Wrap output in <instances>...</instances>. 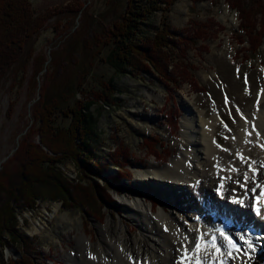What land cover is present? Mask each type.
<instances>
[{"label": "rangeland", "instance_id": "1", "mask_svg": "<svg viewBox=\"0 0 264 264\" xmlns=\"http://www.w3.org/2000/svg\"><path fill=\"white\" fill-rule=\"evenodd\" d=\"M76 2L83 3V7L74 13ZM126 3L127 0H31L34 14L46 21L30 47L20 49L25 68L19 71L18 63L0 80V169L32 128L26 141L45 149L31 112L43 87L45 102L58 101L52 116L56 127L66 128L70 120L59 109L73 105L76 99L92 100L89 112L95 134L88 139L89 157L103 170L100 176H80L73 158L59 154L63 160L58 163L59 169L81 186L82 204L63 205L59 200L44 199L36 201L33 209H19L16 230L20 240L7 238L0 249V264L18 263L23 256L32 264H63L64 255L75 250L76 238L81 234L95 250L96 223L103 222L109 213L118 219L122 212L113 203L117 194L131 188L135 169L162 166L189 147L183 135L180 98L192 99L194 110L204 111L207 118L220 116L215 134L218 147L223 149L238 129L241 115L258 107L259 94L264 91V36L257 54L250 55L246 51L248 44L239 41L238 12L224 0H175L171 5L167 21L173 41L162 61L168 63L167 72L175 83L165 82L153 70L137 63L125 67L124 73L115 69L108 29ZM139 3L147 5L148 0ZM160 17V11L146 17L140 33L143 39L152 35ZM205 22L213 26H204L203 37L194 38L192 26ZM31 50L34 55L49 58L48 70L34 78L35 86L31 79ZM104 83H110L114 90L111 98L101 102L95 96L105 91ZM260 103L264 106V99ZM151 149L155 155L149 153ZM15 164L8 165L9 177H18ZM147 200L152 202L153 210L158 207L151 191ZM125 221L128 233L139 237L138 228ZM259 247L264 250V239Z\"/></svg>", "mask_w": 264, "mask_h": 264}, {"label": "bare ground", "instance_id": "2", "mask_svg": "<svg viewBox=\"0 0 264 264\" xmlns=\"http://www.w3.org/2000/svg\"><path fill=\"white\" fill-rule=\"evenodd\" d=\"M263 99L264 91L259 94L257 109L241 115L238 129L223 149L218 147L215 134L220 116L207 118L204 111L194 110L192 99L180 98L183 135L189 147L162 166L135 169L131 188L117 194L113 203L122 212L118 219L109 213L103 222L96 223V249L81 234L75 250L64 255L63 264H187L197 239L209 242L208 255H200L205 264H264L263 247L258 248L264 239V197L260 216L251 212L256 210V197L264 191ZM244 173L249 177L247 189L235 183L243 182ZM252 188L256 192H251ZM149 191L158 200L155 210L147 200ZM125 220L138 228L139 237L128 233ZM213 237L221 250L218 255H214Z\"/></svg>", "mask_w": 264, "mask_h": 264}, {"label": "trees", "instance_id": "3", "mask_svg": "<svg viewBox=\"0 0 264 264\" xmlns=\"http://www.w3.org/2000/svg\"><path fill=\"white\" fill-rule=\"evenodd\" d=\"M174 1L148 0L145 5L139 3V0H127L124 11L112 21L108 29V42L113 44L111 61L116 70L124 73L128 65L134 67L139 64L153 70L165 82H177L172 80L167 72L168 63L162 61L173 41L171 37L173 31L170 30L167 20ZM224 1L231 9L238 12V29L241 38L239 41L246 42L248 44L246 51L254 56L264 36V0ZM82 7L83 3L76 2L72 12H78ZM155 11L161 13L158 26L151 36L143 39L140 35L142 25L146 17ZM45 21L44 17L34 14L31 0H0V80L11 67L18 63H21L19 71L25 68V63L20 57V49L30 47ZM208 24L213 26L211 22L192 26L194 38H202L204 26L207 27ZM29 58H31L33 69L31 79L35 86L34 78L42 70H48L49 58L40 54L34 55L33 50L29 53ZM50 60H54L52 52ZM183 73L185 74V70ZM103 86L105 91L95 96L96 100L101 102L111 98L110 95L114 90L110 83H104ZM42 88L40 87V97L32 105L33 120H31L35 126L37 125L36 131L45 149L38 144L26 141L29 133L34 130L32 128L33 130H28L29 132L24 134L17 149L0 169V249L4 243L8 242V237L10 241L20 240L16 230L19 224L17 219L19 209H33L36 201L44 199L59 200L63 205H80L81 186L72 183L69 177L59 169L58 163L63 161L59 154H66L73 158L79 175L100 176L103 170L99 162L89 157L88 139L95 134L93 117L89 112L93 104L92 100L76 99L73 105L59 109L63 115L70 116V120L66 128L56 127L52 124V116L58 109V101L45 102ZM149 153L154 154V151L151 149ZM13 162L16 163L18 170L17 178L9 177L8 165ZM27 258L23 256L18 263L10 264H32Z\"/></svg>", "mask_w": 264, "mask_h": 264}, {"label": "snow or ice", "instance_id": "4", "mask_svg": "<svg viewBox=\"0 0 264 264\" xmlns=\"http://www.w3.org/2000/svg\"><path fill=\"white\" fill-rule=\"evenodd\" d=\"M261 147H264V145H261ZM238 155H240V158L243 159L242 154H238ZM231 170L232 171H238V169H235V168H233ZM226 179H231V177H227ZM248 180H249L248 174L244 173L243 182L236 180L235 183L237 185H239V187L247 189ZM220 188H223V184L220 185ZM256 190H257L256 188H252L250 191L254 193V192H256ZM217 191H219V189ZM232 191H235V189H232ZM261 197H264V191H262L260 193V195L256 197V201H257L256 211L258 214L260 212ZM220 236L224 237V232H220ZM224 238L228 241L229 244H231V246L233 248L236 247L235 243L231 240L230 237H224ZM215 241H216V238L213 237L211 244H212V247L215 248L214 255H218V254H220L221 250H220V247L216 246ZM193 243L195 244V247L191 249L192 255L188 256L187 264H205V259L200 258V255L202 252L205 254V256L208 255L209 242L202 241L201 239H197V240L193 241ZM184 251H185V254L187 255L189 252V247L187 244H185V246H184ZM228 255H231V252H229ZM212 264H214V261L212 262Z\"/></svg>", "mask_w": 264, "mask_h": 264}]
</instances>
